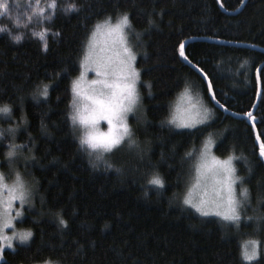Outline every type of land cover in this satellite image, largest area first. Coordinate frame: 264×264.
I'll list each match as a JSON object with an SVG mask.
<instances>
[{
  "label": "trees",
  "instance_id": "16d2710c",
  "mask_svg": "<svg viewBox=\"0 0 264 264\" xmlns=\"http://www.w3.org/2000/svg\"><path fill=\"white\" fill-rule=\"evenodd\" d=\"M73 2L80 10L65 13ZM7 3L9 12L0 15V27L9 30L0 32V105L12 114L0 118V170L11 173L9 180L19 172L29 183L33 206L17 226L33 236L5 250L0 264H249L242 248L250 241L259 242L261 253L251 264H264V158L255 139L264 133V0H246L237 13L240 0H58L56 15L41 24L24 18L25 0ZM125 12L137 34L141 72L142 115L129 120L138 147L124 144L97 159L80 147L69 118L70 84L95 25ZM45 28L47 50L32 35ZM16 34L19 42L11 38ZM181 42L227 110L214 106L202 77L179 56ZM45 84L48 98L34 97ZM185 87L207 106L210 119L178 130L167 119ZM209 138L215 156L239 158L236 175L249 200L238 224L183 203ZM10 143L23 146L11 164ZM154 172L163 188L148 184Z\"/></svg>",
  "mask_w": 264,
  "mask_h": 264
},
{
  "label": "snow or ice",
  "instance_id": "6c2138e0",
  "mask_svg": "<svg viewBox=\"0 0 264 264\" xmlns=\"http://www.w3.org/2000/svg\"><path fill=\"white\" fill-rule=\"evenodd\" d=\"M241 3L244 0H240ZM40 0H35L32 5L31 15L28 17L29 22L35 18L37 24H41L45 20H51L59 7L58 0H48L46 7H40ZM65 13L77 12L80 10L76 3H68L62 9ZM9 12V4L7 0H0V15ZM47 13V14H46ZM132 30V23L127 12L118 16L115 23L112 18L108 17L102 22H98L87 42L84 45V53L80 60L79 76L71 81V113L70 120L72 125L79 126L82 133L79 136L80 147L88 152L91 156L96 154L97 159H102L103 154L112 153L127 143L131 148L138 147L133 133L128 123V114L133 113L140 103V93L138 83L141 79V72L136 66V54L127 42V31ZM9 31L5 27H0V32ZM48 29L43 31H33L32 35L39 37L44 42L43 47L47 50ZM58 35V33H57ZM107 36L111 38V46L100 48L98 50V36ZM15 42L22 39L21 34L12 35ZM179 56L189 64L188 55L185 53V45L183 42L178 47ZM195 67V65H194ZM206 80L207 73L203 68H198ZM258 73L260 70H257ZM94 72L95 77L87 80V74ZM259 78V76H258ZM149 88L151 85L148 86ZM208 92L212 95L221 108H225L219 100H216L213 84L208 80ZM49 96V85L45 84L38 87L34 97H43L47 99ZM187 104V107L181 109V104ZM225 110H227L225 108ZM12 109L8 104L0 105V115L10 117ZM252 122L253 129L256 128V117L251 111L245 113ZM210 119V110L204 107L198 97L194 98L188 87H185L180 94L179 103L176 111L171 115L168 123L175 125L177 128L193 129L198 125L206 123ZM106 121L107 131H101L100 122ZM14 129H8V132L14 133ZM264 133L256 132L255 139L258 143L259 156L264 158ZM4 137V133L0 132V138ZM212 139L206 140L200 150L199 162L196 165L197 185H199L200 177L205 171H212L219 179L217 183L219 188L216 190V198L212 200H200L194 202L191 190L184 197L183 203L189 205L195 211L203 216L215 215L224 221L238 224L241 220L240 209L245 202L249 200V190L241 187L240 198L235 195L234 185L239 181L243 185L242 177L236 175V169L233 164L234 159H239L234 155L227 156L226 159L220 160L212 155L210 149ZM22 145L9 144L6 156L9 164L13 162V158L17 155V149ZM191 157L192 153H187ZM111 167V165H108ZM3 173H0V193L6 188L7 197L0 198V253L5 248L15 250L14 241L19 244H27L32 236L31 230H17L16 221L22 216L21 209L25 204H30L29 199L31 192L25 180L19 172L15 174V180L9 186ZM148 184L158 188L164 187V180L158 173H152L148 179ZM19 201V207L14 209V202ZM264 203V197L261 198ZM13 212L15 213L13 215ZM58 222L61 226L67 227V221L57 214ZM251 219V218H249ZM264 220V217L260 218ZM7 230H11L9 233ZM260 244L257 241H250L244 245L242 258L244 261L251 262L261 259ZM43 264H54L51 260L43 261Z\"/></svg>",
  "mask_w": 264,
  "mask_h": 264
},
{
  "label": "rangeland",
  "instance_id": "374dc122",
  "mask_svg": "<svg viewBox=\"0 0 264 264\" xmlns=\"http://www.w3.org/2000/svg\"><path fill=\"white\" fill-rule=\"evenodd\" d=\"M47 2H48V0H40V7H46L47 6ZM35 4V0H25V11H24V18H26V19H28V17L31 15V12H32V5H34ZM47 14V13H46ZM14 20L16 21V23H19L20 21H21V19H19V18H17V17H15L14 16ZM33 19H35V18H33ZM25 21V20H24ZM116 22V20H112V23H115ZM93 30H94V28H93ZM92 30V31H93ZM127 31V42H128V45L132 48V50H133V52L136 54V57H137V49H136V45H135V40H134V36L136 37L137 36V34L133 31V30H126ZM97 40H98V50L100 49V48H106V47H110L111 46V38H109V37H107V36H103V35H101V36H98L97 37ZM78 76H79V74H78ZM77 76V77H78ZM76 77V78H77ZM94 78H96L95 77V73L94 72H89L88 74H87V77H86V79L87 80H92V79H94ZM139 84V83H138ZM192 94V93H191ZM192 96L194 97V98H196L197 96H194L193 94H192ZM180 97V96H179ZM179 97L175 100V102H174V104H173V106H172V109H171V112H170V114H169V117H168V119H167V121H169L170 120V118H171V115L176 111V106H177V104L179 103ZM199 98V97H198ZM199 100L203 103V101L199 98ZM203 105H204V107H206L207 108V106H205V104L203 103ZM180 107H181V109H184V108H186L187 107V104L185 103V104H181L180 105ZM142 113V109H141V96H140V103H139V105H138V107H137V109L133 112V113H129L128 114V123H129V120L131 119V117H141L140 115H142L141 114ZM5 116L4 115H0V118H4ZM170 124V123H169ZM130 125V124H129ZM170 125H172L174 128H176V129H178V130H185L184 128H177V127H175V125H173V124H170ZM202 125V124H201ZM198 126H200V125H198ZM107 128H108V125H107V122L106 121H101L100 122V129H101V131H107ZM130 128H131V125H130ZM75 129H76V131H77V135H78V138H79V136L81 135V133H82V129L79 127V126H75ZM208 140V139H207ZM125 144H127L126 142H125ZM213 148H214V142L212 143V146H211V149H210V151H211V153H212V155H214L215 156V154H214V152H213ZM105 154H107V153H105ZM105 154H103V156L105 155ZM199 157H200V153L197 155V163L195 164V166H194V173L192 174V176L190 177V179H189V182H188V184H187V186H186V189H185V192H184V196H183V200H184V197L188 194V192H189V190H191V193H192V199H193V201L194 202H199L200 200H202V199H204V200H212V199H215L216 198V190L219 188V184L217 183V181H218V179H219V177L218 176H215L214 174H213V172L212 171H205L204 172V175H202L201 177H200V182H199V185H197V173H196V165L198 164V162H199ZM217 157V156H216ZM218 158V157H217ZM218 159H220V160H223V159H226V158H218ZM233 164H234V162H233ZM0 173H2V171L0 170ZM14 173V172H13ZM4 174V176H5V178H6V183L9 185V186H11V184L13 183V181L15 180V178L14 179H11V180H9L11 177H13V176H11L10 178H9V176H7V174H11V173H7V174H5V173H3ZM16 174V173H15ZM25 180V179H24ZM25 182H26V184H27V186L29 187V183L27 182V180H25ZM241 187H242V185H241V183L238 181L237 183H236V185H234V188H235V195L237 196V198H240V190H241ZM7 195H8V191H7V189L5 188L3 191H2V193H0V198H4V197H7ZM32 195V194H31ZM31 195H30V197H29V199H30V201H31V203L30 204H25L24 205V207L21 209V211H22V216L20 217V218H18L16 221H14V223L16 224V228H17V230H23V229H21L20 227H18L17 226V223L24 217V213H25V211L27 210V208H31V206H33V198H31ZM20 205H19V201H15L14 202V209L15 208H18ZM189 206V205H188ZM190 207V206H189ZM190 208H192V207H190ZM193 209V208H192ZM195 210V209H194ZM15 213L13 212V215H14ZM209 216H215V215H209ZM217 217V216H216ZM218 218H220V217H218ZM221 219V218H220ZM226 222H228V221H226ZM9 233L11 232V230H7ZM246 243H248V242H246ZM245 243V244H246ZM14 244H15V246L16 245H18L19 243H17V242H15L14 241ZM245 244H243V250H244V245ZM5 250H12V249H7V248H5L4 249V251ZM4 251L2 252V253H0V263L2 262V260H3V258H4V256H3V253H4ZM243 252V251H242ZM43 264V263H42Z\"/></svg>",
  "mask_w": 264,
  "mask_h": 264
},
{
  "label": "water",
  "instance_id": "95a60500",
  "mask_svg": "<svg viewBox=\"0 0 264 264\" xmlns=\"http://www.w3.org/2000/svg\"><path fill=\"white\" fill-rule=\"evenodd\" d=\"M245 2H246V0H244V2L241 4V6L239 7V9H238L236 12H234V13L239 12V11L243 8ZM221 9H222V7H221ZM184 45H185V44H184ZM185 62L187 63L188 66H190L192 69H194V71L197 72V73L202 77V79L204 80V82L206 83V85H208V80H206V79L204 78V75H203L200 71H198V68H197L196 66L194 67L193 64H189L187 61H185ZM207 88H208V87H207ZM209 97H210L211 102L214 104V106H215L216 108H218V109H220V110H223V108H221L218 104H216L215 100L212 99V95H211L210 93H209Z\"/></svg>",
  "mask_w": 264,
  "mask_h": 264
}]
</instances>
